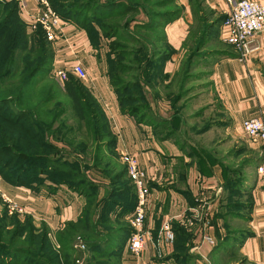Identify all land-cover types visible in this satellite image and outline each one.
<instances>
[{
  "label": "trees",
  "instance_id": "trees-1",
  "mask_svg": "<svg viewBox=\"0 0 264 264\" xmlns=\"http://www.w3.org/2000/svg\"><path fill=\"white\" fill-rule=\"evenodd\" d=\"M1 1L4 2V6L0 7V80H7L14 74V79L17 77L16 80L21 81L27 87L32 84L36 86L37 82H40L43 83L44 89L49 88V84L43 81L44 78L51 75L55 59L53 43L47 39L42 27H38L34 31L30 30L28 23L21 16V4L18 0ZM50 1L62 19L73 21L85 28L89 37L91 28L98 35L94 26L96 23L100 25L103 34L112 36L111 29H113L115 35L118 36L123 29L121 24L127 13H133L135 16L144 13L147 16V21L136 24L134 27L137 32L146 31V34L144 32L143 35L145 37L139 35V37L134 38L130 35L133 37V42L138 43L141 48L139 55L135 54L136 59L132 63L133 66L137 67L136 73H140L139 77L136 78L138 81L135 88L136 93L131 92L129 95H122L125 87L120 76L131 74L132 69H127L130 65L123 62L115 64V61H111L108 76L119 96L121 109L124 113L132 116L139 123L155 126L159 138L173 139L178 144L184 145L186 141L181 132L187 123L184 110L187 106V93H189L187 89V83L190 82L188 81L189 77L187 72L182 70H177L173 74L164 70V64L170 56L165 48L164 27L168 22L181 16L182 8L178 1L144 0L140 3H136L134 0ZM203 2L204 0H191L193 7L211 14L212 11L204 6ZM226 18L227 15L225 14L215 23H223ZM215 23L209 25L201 23V26H204H200V34L197 35L194 32L190 34L191 36L185 43L188 47L187 50H191L189 53L195 48L196 53L194 55H196L201 48L207 46L213 39L211 29ZM125 32L128 33L129 29ZM5 39L9 41L7 44L9 49H5ZM90 40L94 46L92 37ZM223 55L222 52L214 53V51L208 54L209 57ZM119 56L121 60L131 62L130 59H126L125 54H119ZM38 78L41 80H37ZM65 89L74 100V104L80 112V118L85 120L89 126L91 125L88 128L92 134V140L95 142L106 140L108 145L113 147L118 154L116 135L111 128L109 117L91 89L74 75H70L65 82ZM8 90H2L0 86V176L9 184L31 189V184L37 182V179L34 174L27 176L28 174L23 173L27 168H31L25 164L39 162L45 170L58 171L60 174L64 171L67 172L66 174L70 175L68 181L71 182L70 187L84 196L85 205L80 216L74 221L67 222L62 229L55 233L54 237L46 222H42L41 226L37 227L34 218L29 214L25 215L29 228L21 232V226H18L17 231L16 229L11 230L10 235L7 229L10 223L4 224L5 220L2 219L9 217L6 209L3 212L4 216H0V264H76V260L80 258V251L75 247L74 242L78 238L82 239V243L87 246L83 262H91L96 257L107 261L108 264H123L122 252L132 232V228L129 223H126L125 218L133 212L137 202L136 187L128 176L127 167L124 165V168L119 171L111 167L108 172H104L105 179L108 178L109 180H106V184H101L102 186L106 185V189L105 195L100 197L98 192L102 187L100 183H92L87 173L80 171V166L83 165L84 161H82L79 152L82 151V153L87 154L83 145H79V148L74 147L75 151H72L73 154L71 153L72 159L46 157L43 151H40L41 148H35L33 142L40 143L43 148H50L51 151L56 148L53 145L49 146V142L43 139L42 131L45 124L44 120H48L47 125L51 127L56 120V114L46 110V112H50V115L49 119H45L42 114L44 111L41 110L44 107L42 103L35 108L23 106L22 97L16 96L18 94L24 95V89H19L18 94L15 93L12 86L10 88L12 91ZM2 91L10 93L5 94ZM50 96L51 92H47L46 97L49 99ZM127 99H130L133 104H126L125 100ZM159 100L169 103V116L161 114L156 109L155 103ZM43 103H46V100ZM194 128L198 127L194 126ZM62 140L68 139L63 136ZM44 141H46L45 144H43ZM101 162L100 153L96 152L93 157V166L97 167ZM259 162L260 159H246L242 167H257ZM69 166L74 168L69 171ZM230 170L232 171L230 172ZM237 170L233 167L225 169L224 186L228 195L236 193L237 190H242V181L232 177L240 172ZM38 172L44 173L41 169ZM61 176L56 175V181H58L57 179L61 181ZM70 178L78 181H73ZM52 181L54 180L52 179ZM43 184L47 183L44 182ZM33 191L42 192L40 189H33ZM226 197L227 194L223 196L219 209H227L228 214L216 212L215 218L217 220L223 219L227 233L213 247L210 259L217 257L218 254L223 255L222 257H232L233 260L237 259V256H240L238 250L240 241L249 233L244 230H234L228 226L229 216L230 218L245 217L241 214L234 215L231 212L230 208L234 209L238 204L226 202ZM240 204L244 205L242 202ZM245 207L247 208L248 205L245 204ZM12 224L15 226V223L12 222ZM173 229L175 231V257L167 258H174L177 262L183 257L190 262L195 261V254H186L193 246V234L189 233L176 220L173 221ZM25 234H29L28 237L25 236L23 241L27 246L16 245L19 235L23 237Z\"/></svg>",
  "mask_w": 264,
  "mask_h": 264
},
{
  "label": "crops",
  "instance_id": "crops-1",
  "mask_svg": "<svg viewBox=\"0 0 264 264\" xmlns=\"http://www.w3.org/2000/svg\"><path fill=\"white\" fill-rule=\"evenodd\" d=\"M18 1L20 4L24 3L21 16L28 22L34 12L35 0ZM177 1L182 8V14L164 27L165 48L170 54L164 64V70L169 74L176 71L178 62L188 49L185 43L190 34L194 32L199 35L201 23H215L217 19L225 16L229 8L228 0H204V6L212 11L207 14L193 7L191 0ZM255 1L264 3V0ZM62 21L63 31L70 41V46L62 41L53 43L54 64L58 67H70L78 61L83 63L88 73V78L83 82L91 89L109 117L111 128L116 135V150L119 156L125 152L137 155L140 167L150 179L146 227L150 230L152 240L148 239L146 248L139 255H134L127 248L126 242L122 252L123 264H173L174 258H157L154 243L159 239L162 222L203 202H208L215 208L212 232L223 238L227 230L223 219L217 220L215 213L225 195V169L240 166V161L244 158L260 159L258 166L264 162V143L248 139L242 128V122L247 118L256 117L264 121V34L253 41L247 53H243L225 42L224 22L215 23L211 29L213 39L206 47H210L209 51L214 53H224L223 56L209 57L214 115L206 120L207 125L205 123L194 130L203 135V139L215 136L218 139L215 145L225 150L222 152L216 147L213 148L212 143H207L206 147L195 148L188 140L184 145H180L173 139L159 138L155 126L139 123L124 113L119 96L107 72L102 69V62L97 59L87 30L73 21ZM223 141H227V144L223 145ZM230 159L231 161H228ZM258 166H247L248 173L235 175V178L242 181V190H237L236 193L246 196V201L242 203L248 207L242 212L247 218V223L233 229L249 232L248 236L241 239L238 249L249 264H264V174L258 173ZM0 188V195L5 194L22 206L25 215H31L36 221L46 222L53 237L67 222L76 220L85 205L83 197L64 189L47 194L7 182H1ZM135 194L137 195L136 188ZM234 219L242 218H231ZM184 228L192 234L188 228ZM194 232L193 244L198 240ZM212 249L205 247L201 250L202 255L198 256L203 260L196 258L198 264H209ZM175 251L174 242L173 246L164 252L163 257H175Z\"/></svg>",
  "mask_w": 264,
  "mask_h": 264
},
{
  "label": "rangeland",
  "instance_id": "rangeland-1",
  "mask_svg": "<svg viewBox=\"0 0 264 264\" xmlns=\"http://www.w3.org/2000/svg\"><path fill=\"white\" fill-rule=\"evenodd\" d=\"M66 1L67 0H64V2ZM134 1L136 3H140V1L143 2L144 0H134ZM0 2H1L0 7L4 6V2H2L1 0ZM147 20L148 18L147 16H145L144 13L137 14L136 16L133 13L131 14L127 13L126 17L122 20L121 25L123 26V29L121 30L118 36L115 35V30L113 29H111L112 36L109 34L107 35L103 34L100 29V25L97 23L94 24V26L98 32V35L95 34L92 28L89 30L90 37H92L94 44H95L93 48L95 49L97 53L96 54L97 59L100 62H102V65H103L102 69H105V72H107V74L109 73L111 61L113 62L115 61V64H120L123 62L124 64L130 65L128 66L129 68L127 69H132V72H130L131 74L128 76L127 75L120 76V80L121 82H123L124 87H125L122 95H129V93L131 92L136 93L135 88L138 84V81L136 80V78L139 77L140 73H136L137 67L133 66L132 63H133V60L136 59L135 54H137L138 56L141 51L140 50L141 48L138 43L133 42L134 41L133 37L136 38V37H139V35L143 36L144 32L146 34V31H144L143 33L137 32L134 27L136 24H140L143 21H147ZM127 25L129 29L128 33L125 32L126 30H128ZM30 30L34 31L35 29L30 28ZM130 35H132L133 37ZM4 43H5V49H9V46L7 45L9 44V41L5 39ZM210 49H211L210 47H203L201 48L200 52H198V54L196 55H194L196 53L195 48H193L192 50L193 55H192V52L189 53L191 51L190 49L186 50L185 54L182 56V58L178 62L176 71L182 70V71L187 72L188 77H189L188 81H190L189 83H187V89L189 93H187L188 94V97L186 99L187 106L185 107V110H184V113L186 116V122H187L184 128H186L187 131L183 129L181 134L185 141L188 140V142L192 144V147H195V148L196 147H206L207 143L208 144L212 143L213 148L216 147L218 150L224 152L225 150H223V148L221 150V146L215 145L216 140H218L215 138V136H211V137H208L207 139L206 138L203 139L201 138V136L203 135L196 133L194 130V126L196 125L197 127L203 126L206 123V120L211 118L212 115H214V112H213L214 106L212 104L213 97L211 93L212 86L210 82L211 81L210 80L211 65L209 62L210 58L208 56V54L211 52L209 51ZM119 54H122V55L125 54L127 57L126 59H130L131 62H129V60H121ZM155 58H152V59L155 60ZM52 66L53 67H52L51 75L44 78V81L42 80L44 83L49 84L48 86L49 88L44 89L43 83H40V82H37L36 86L32 84L29 87H27L25 84L23 85L21 81L20 82L17 81L16 80L17 77H15L14 79L13 77L14 74H13L7 80H0L1 89L2 90L9 89L8 91H12L10 90L12 86L15 89L14 91L16 94H18L19 89H22V90L24 89V95L21 94L20 96L18 94L16 96V97H22V101L24 104L23 106H27L29 108H35L38 105L40 106L42 103L44 107H42L41 110L44 111L42 114L45 119H49V115H50L49 111H52L53 113L56 114V120L53 122L51 127L47 125L48 120H44L45 124L42 127L43 137H44L43 139L49 142L48 143L49 146L53 145L56 148L53 151H51L52 149L49 150L50 148H43V145H40V143L33 142L36 149L41 148L42 150L40 151H43L46 157H51V158L54 157V158H60V159H63V158L72 159L71 153L72 151L73 152L75 151L74 147L79 148L81 145H83V147L86 149L87 154L82 153V151L79 152L82 161H84L83 165L81 164L80 166V171H84L85 173H87L92 183H100V185L103 183L106 184L107 182L106 180L108 178L105 179L106 177H105L104 172L106 171L108 172V169H110L111 167H113L114 170L119 171L122 168H124L125 164L122 162L121 157L115 152L114 148L108 145L109 143H107L106 140L103 139V140H99L98 142H95L94 140H92L93 137L89 131V128L91 125L89 126L85 120H82L80 118V112L76 108L74 104V100L66 92L65 82L61 83L59 81V79L54 74L55 64L53 63ZM37 80H41V79L38 78ZM14 81H17V82H14ZM8 91H2V92H5V94L10 93ZM47 92L49 93L51 92V96L49 97V99L46 97ZM16 94H13V95H16ZM45 100H46V103H43V101ZM125 102L126 104H129V105L133 104V102L130 99L125 100ZM155 107L161 114L165 116H169L170 106L167 101L159 100L157 103H155ZM46 110H49V111L46 112ZM160 129H163V128H160ZM63 136L67 137L68 140L63 141L62 140ZM204 137H206V135ZM246 137L249 139L248 136ZM46 141H44L43 144H45ZM222 144L223 145L227 144V141H223ZM96 152H99L100 157L102 158V162L97 167L93 166L94 164L93 157ZM241 154H242V150H241ZM241 159H242V156H240V160ZM244 159L240 161V166L233 167V168L236 167V169H239L240 170L239 173L241 175H244L247 171H249V168L242 167V164L245 161ZM228 161H231V159ZM25 165H28L31 167L23 171L25 175L27 174H28L27 176H29V174L36 175L37 182H35L34 184H31L32 190L40 189V191H42L41 193L54 194L57 190L64 189L65 191L74 192L77 195L84 198V196L80 194L79 191H75L70 187L71 182H68L70 175L66 174L67 172L64 171V172H61L62 174H60L58 171L45 170L43 168V165H41L39 162H33L31 164H25ZM73 168L74 167L69 166V171L70 169H73ZM40 169L41 171H44L45 174L39 173L38 171ZM231 171L232 170H230V172ZM56 175H62L61 181L60 179H57L61 183L56 181L55 179ZM232 177L235 178L234 175ZM1 179H2L1 182H6V180H3V177H1ZM52 179L54 181H52ZM70 179L73 181H78L73 178H70ZM44 182H46L47 184H43ZM105 186L106 185L102 186L98 190L100 197H103L105 195V189H106ZM225 194H227V197L225 200L226 202H236L238 204L236 208L234 209L232 207L230 208L231 212H233L234 215L235 214L243 215L242 212H245L247 208L245 207V204L242 205L240 203L242 201H246V196L244 194H239V193L228 195V192L226 191H225ZM6 209L8 211L7 213L9 217L8 219H6L5 217H3L2 219L5 220L4 224L10 223V225L7 226V229L10 232V235L12 233L11 230L16 229L17 231L18 226H21V232L29 228L28 220L25 219V214H20L17 212L11 213L9 206H8V202L3 200L2 195H0V216H4L3 212L6 211ZM217 212H221V213L223 212L225 214H228L229 211L227 209L225 210L224 208H221L219 210L217 209ZM235 217L237 218V216ZM241 218L242 219L231 220L229 216L228 220L230 221L228 223V226L232 229L234 227H242L243 225L247 223L246 221L247 218L246 217L245 218L241 217ZM125 220H126V223H129L128 218H125ZM12 222L15 223V226L14 224H12ZM34 223L36 224L37 227H40L42 222L36 221L34 219ZM224 226L226 228L225 224ZM186 228H188V230L191 231L192 234L194 231H195L194 233L197 234V225L195 223L188 224ZM25 236L28 237L29 234H25L23 237H20L19 235V238H17L18 242H16V245L27 246V244H24L23 242L25 240L24 239ZM215 238H216V242L220 240V238L216 235H215ZM77 240H80V245H81L83 240L80 238H78ZM53 241L55 240L53 239ZM195 243L196 241L194 242L193 246L191 247L189 251L187 252L185 251L186 254L193 253L196 256L199 255V253L193 249ZM75 247H77L78 250L81 249L80 246L75 245ZM86 248L87 246L81 249L84 251V254H85V251H87ZM222 256L223 255L218 254V257H215L211 260L209 258V261L211 262L210 264H249L247 261L243 259L241 255L237 256V259L235 260H233L232 257H226V256L222 257ZM157 258L164 259L167 257H157ZM196 258L203 260L199 256L195 257V259ZM84 259L85 258H83V260ZM83 260L80 261V258L77 259L76 264H108L107 261L106 263L104 260H100L96 257L95 259L93 258L91 262H86V261L83 262ZM196 260L190 262L186 258L183 257V259H181L178 262L174 261L173 264H198V261Z\"/></svg>",
  "mask_w": 264,
  "mask_h": 264
},
{
  "label": "built area",
  "instance_id": "built-area-1",
  "mask_svg": "<svg viewBox=\"0 0 264 264\" xmlns=\"http://www.w3.org/2000/svg\"><path fill=\"white\" fill-rule=\"evenodd\" d=\"M228 5L229 8L225 13L227 18L223 23L226 30L223 38L226 43L233 45L243 53H247L253 41L259 35L264 34V3L255 0H228ZM21 8H24V3H21ZM28 25L32 29L42 27L50 42L56 44L62 41L70 46V41L65 37L63 31L62 18L55 11L50 0H35L34 12L28 19ZM54 74L61 83L66 82L70 75H74L81 81L88 78L87 70L81 61L70 67L55 65ZM242 128L252 141L264 143V121L256 117L247 118L243 120ZM121 160L127 167L128 176L137 189V202L133 212L128 217L132 232L127 240V248L134 255H139L146 248L148 239L152 240L150 230L146 227L150 179L140 167L139 159L134 153H122ZM257 171L264 174V162L258 166ZM1 181L0 176V183ZM2 197L9 203L11 213L24 214L25 211L22 206L13 203L5 194ZM214 209L210 203L203 202L165 219L158 233L159 239L154 243L158 257H163L164 252L171 248L175 242L174 220H178L185 227L188 224L195 223L197 225L198 240H196L193 249L199 254L205 247L213 248L217 243L212 232ZM79 246L81 249L86 247L83 243Z\"/></svg>",
  "mask_w": 264,
  "mask_h": 264
},
{
  "label": "water",
  "instance_id": "water-1",
  "mask_svg": "<svg viewBox=\"0 0 264 264\" xmlns=\"http://www.w3.org/2000/svg\"><path fill=\"white\" fill-rule=\"evenodd\" d=\"M76 246H79L80 245V240H76L75 243H74ZM80 251V261L83 260L85 254H84V251L83 250H79Z\"/></svg>",
  "mask_w": 264,
  "mask_h": 264
}]
</instances>
